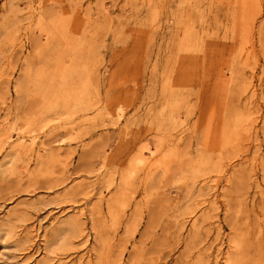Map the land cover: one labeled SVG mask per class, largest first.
<instances>
[{"label":"rangeland","instance_id":"obj_1","mask_svg":"<svg viewBox=\"0 0 264 264\" xmlns=\"http://www.w3.org/2000/svg\"><path fill=\"white\" fill-rule=\"evenodd\" d=\"M0 264H264V0H0Z\"/></svg>","mask_w":264,"mask_h":264}]
</instances>
